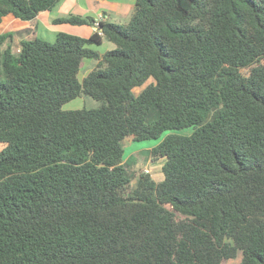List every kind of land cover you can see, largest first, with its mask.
I'll list each match as a JSON object with an SVG mask.
<instances>
[{
  "label": "trees",
  "instance_id": "obj_1",
  "mask_svg": "<svg viewBox=\"0 0 264 264\" xmlns=\"http://www.w3.org/2000/svg\"><path fill=\"white\" fill-rule=\"evenodd\" d=\"M58 1L0 0V20ZM95 27L19 52L0 33V264H264V0H135ZM81 93L101 105L63 109ZM124 139H159L161 180Z\"/></svg>",
  "mask_w": 264,
  "mask_h": 264
},
{
  "label": "crops",
  "instance_id": "obj_2",
  "mask_svg": "<svg viewBox=\"0 0 264 264\" xmlns=\"http://www.w3.org/2000/svg\"><path fill=\"white\" fill-rule=\"evenodd\" d=\"M134 3L135 0H59L51 10L41 11L31 20H20L12 15L4 16L0 20V33H11L4 46L10 45V48L17 52L20 50L21 39H28L29 36L38 37L37 30H41V33L46 32L53 38L59 31L87 37L96 30L95 26L56 24L52 20L72 14L89 16L94 20L99 19V21H110L111 17L117 18L123 15L122 13H129L134 7Z\"/></svg>",
  "mask_w": 264,
  "mask_h": 264
},
{
  "label": "rangeland",
  "instance_id": "obj_3",
  "mask_svg": "<svg viewBox=\"0 0 264 264\" xmlns=\"http://www.w3.org/2000/svg\"><path fill=\"white\" fill-rule=\"evenodd\" d=\"M134 11V7L131 9V11L128 13H122L123 15H120L117 18H109L110 21H113L117 24H120L122 26H125L127 22L129 21V18L131 17V14ZM128 13V14H127ZM17 34V33H16ZM37 35L39 38L53 42L55 38L53 36L47 34L46 32L41 33V30H37ZM56 36V35H55ZM32 38V36H29ZM23 40L26 38H22ZM21 39V40H22ZM95 47L99 53H103L105 50L111 49L114 47V44L110 41H108L106 38H103V41L100 45L93 46ZM97 63L96 59L92 58H84L83 63L79 69L78 72V79L81 80L91 69L95 67ZM152 81V78H149L143 85L134 87L133 92L134 94H138L141 89L145 86V84ZM101 101L92 98L89 95H86L84 93H81L76 98L70 100L69 102L65 103L63 105V109H78V108H98L101 105ZM190 128H185L183 130H179L178 132L183 134L190 133ZM163 136V135H162ZM159 139H148V140H142V141H134V140H122L121 144L124 150V161L126 164V167L128 171L132 173V175L137 177L139 172H148L149 175L156 181H159L162 179L163 174L161 172V164L162 160L158 162H151L148 158V150L154 146ZM1 147V146H0ZM147 170V171H146ZM135 181H133L134 185ZM241 254L239 253L238 256L234 259H228L223 262V264H229V263H235L240 260Z\"/></svg>",
  "mask_w": 264,
  "mask_h": 264
},
{
  "label": "built area",
  "instance_id": "obj_4",
  "mask_svg": "<svg viewBox=\"0 0 264 264\" xmlns=\"http://www.w3.org/2000/svg\"><path fill=\"white\" fill-rule=\"evenodd\" d=\"M98 21H99V19H98V20H95V22H94L95 26L98 25ZM146 171H147V170H146Z\"/></svg>",
  "mask_w": 264,
  "mask_h": 264
}]
</instances>
